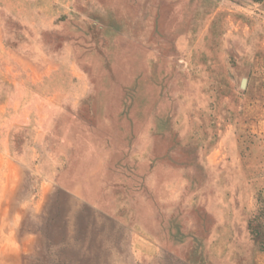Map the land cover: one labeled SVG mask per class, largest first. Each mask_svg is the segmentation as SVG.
<instances>
[{
  "label": "rangeland",
  "instance_id": "1",
  "mask_svg": "<svg viewBox=\"0 0 264 264\" xmlns=\"http://www.w3.org/2000/svg\"><path fill=\"white\" fill-rule=\"evenodd\" d=\"M1 100L0 264H264V0H0Z\"/></svg>",
  "mask_w": 264,
  "mask_h": 264
},
{
  "label": "crops",
  "instance_id": "2",
  "mask_svg": "<svg viewBox=\"0 0 264 264\" xmlns=\"http://www.w3.org/2000/svg\"><path fill=\"white\" fill-rule=\"evenodd\" d=\"M6 106H8V101H6V100H1V102H0V107L4 108V107H6ZM2 134H3V132H2Z\"/></svg>",
  "mask_w": 264,
  "mask_h": 264
}]
</instances>
